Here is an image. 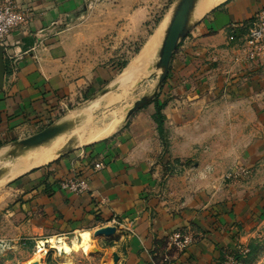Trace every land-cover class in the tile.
<instances>
[{
  "label": "crops",
  "instance_id": "1",
  "mask_svg": "<svg viewBox=\"0 0 264 264\" xmlns=\"http://www.w3.org/2000/svg\"><path fill=\"white\" fill-rule=\"evenodd\" d=\"M84 3L17 0L28 20L6 40L0 149L78 110L98 86L100 77L86 76L74 57L78 40L58 31ZM262 11L264 0H225L196 21L175 50L158 97L163 137L155 106L147 112L144 106L115 134L79 144L50 166L22 175L13 185L18 198L6 212L59 236L113 226L115 233L99 241L118 256L117 264H219L236 252L264 215V56L238 61L236 38L243 31L231 25H246ZM239 138L245 143L232 173L215 187L204 188L196 175L181 172V159L203 143L210 140L211 153L236 152ZM99 160L105 168L91 173ZM239 167L247 175H238ZM74 174L87 180L86 193L58 188L59 180ZM176 231L193 236L180 252L167 248L166 238Z\"/></svg>",
  "mask_w": 264,
  "mask_h": 264
},
{
  "label": "rangeland",
  "instance_id": "2",
  "mask_svg": "<svg viewBox=\"0 0 264 264\" xmlns=\"http://www.w3.org/2000/svg\"><path fill=\"white\" fill-rule=\"evenodd\" d=\"M174 2L175 0H85L83 7L76 14L66 18L58 26L59 32L78 40L74 57L80 67L86 68V76L96 74L100 77L98 86L92 90L91 94L86 95V100L120 78L123 83L118 90L108 94L110 98L102 102L108 96L106 95L102 101L100 100L90 116L67 134L68 142L74 138L76 147L82 143L85 145L83 137L87 138L91 131L93 132L92 128L96 129L103 122H107L110 116L122 115L137 99L153 92L157 74L152 77L151 75L143 77L142 74L127 77L123 75L127 66L135 60L149 38L159 34L167 24ZM142 79L143 82L140 81ZM162 86L156 93V99L161 95ZM156 99L145 106V108L149 107L144 112L152 109ZM77 109L75 110L77 112L72 113L74 116L83 110L81 106ZM127 121L124 116L123 121H120L107 137L115 134ZM241 140L239 138V141H235L236 152L211 153L208 150L211 145L210 140L208 143H203L198 153L191 154L190 158L181 159V165L185 167L181 172L185 170L187 176L196 175L204 188L214 186L218 178L230 174L235 158L241 154L238 150L245 143ZM93 142L96 141L86 142V144ZM56 147V149L60 148L58 145ZM65 156H60L58 152L48 164L29 171L48 167ZM3 164L6 163L3 162L0 167ZM10 165L11 170L6 176L14 171L16 161L11 162ZM172 172L179 173L176 169ZM22 175L3 184L0 183V264H25L35 256L38 244L50 237L61 239L62 250L56 253L48 244L41 243L40 246L46 250L41 264H113L110 246L103 245V241H99V237H94L92 231H90V251L85 253L78 246V233L59 236L36 231L30 223L21 220L19 214L9 215L6 212L7 205L10 202L13 204L18 198V195L13 192L16 189L13 185ZM251 233L246 243L248 245L245 242L238 245L241 249L248 251L239 254L238 249H235L236 252L231 255L238 256L242 264H264V215L258 218L255 227L251 228Z\"/></svg>",
  "mask_w": 264,
  "mask_h": 264
},
{
  "label": "water",
  "instance_id": "3",
  "mask_svg": "<svg viewBox=\"0 0 264 264\" xmlns=\"http://www.w3.org/2000/svg\"><path fill=\"white\" fill-rule=\"evenodd\" d=\"M199 0H175L169 21L165 27L163 37L160 46L157 51V62L154 66L156 71H160L156 80V85L154 90L149 95H144L137 99L133 105L128 109L125 115L127 120L134 114V112L140 110L144 106L148 105L152 100L156 99L158 89L164 83L168 72L170 63L175 50L177 49L180 42H182L195 25L197 20H193L194 10ZM4 48L0 46V89L2 88L3 78L5 75V63H4ZM155 76L154 74L151 75ZM143 82L144 80H140ZM123 83L121 79L117 82L107 85L87 100H85L81 107V110L76 116H68L58 119L41 131L33 134L27 138L15 140L8 145V151L2 156V161L6 163L0 167V180L4 178L11 170L10 163L20 154L32 150L40 145L48 144L52 142L57 137L67 134L78 127L81 122L86 120L90 116V113L96 107V105L102 100L106 95L118 90ZM75 139L69 140L68 144L60 151V156L67 155L72 152L75 148ZM116 231L113 226L102 227L93 232L94 237L103 236L108 238L112 236ZM113 264H117L118 256L116 254L112 255ZM36 264V263H34Z\"/></svg>",
  "mask_w": 264,
  "mask_h": 264
},
{
  "label": "bare ground",
  "instance_id": "4",
  "mask_svg": "<svg viewBox=\"0 0 264 264\" xmlns=\"http://www.w3.org/2000/svg\"><path fill=\"white\" fill-rule=\"evenodd\" d=\"M224 1L225 0H199L194 10L193 20H198L206 12L218 6ZM166 25L167 24L164 25L163 29L160 31L159 34H155L154 36L149 38L148 42L145 43L146 45L136 55L135 60H133L125 69V72L123 75L124 77L140 75V74H142L143 77H146L147 75H152V74L159 75L160 71H156L154 69V66L158 60L157 51L160 46ZM108 98H110V95L106 96L103 99V101L102 100L101 101L104 102L105 99H108ZM126 112L127 111L122 113V115L120 114L119 116H115V115L110 116V119L107 122H103V124H101L98 127L96 126L97 127L96 129L95 127L94 129L92 128L93 132L91 131V134H89V136L85 138L84 141L85 142L97 141V140H101L107 137L108 135H110V133L117 126V124L120 121H123V118ZM70 117H74V114L70 115ZM67 134L57 137L56 139H54L52 142L48 144H43L25 153H20L12 161V163L16 161L14 171H12V173L9 174L8 176H5L4 178H2L0 180V183L3 184L7 182L8 180L18 177L29 170H32L39 166L48 164L55 157V155H57L58 152L60 153V151L68 144ZM56 145L60 146V148L56 149L57 148ZM7 151H8V147L0 149V164L3 163L1 159H2V156ZM78 240H79L78 241L79 248H81L85 253L89 252L90 243H91V232L88 230L79 232ZM41 243L48 244L52 249L56 251V253H60V251L62 250L61 239L56 238V237H50L38 244V246L36 247L35 256L30 261H27L25 264H34V263L41 264L42 258L44 254L46 253L45 248L43 249L40 246L42 245Z\"/></svg>",
  "mask_w": 264,
  "mask_h": 264
},
{
  "label": "built area",
  "instance_id": "5",
  "mask_svg": "<svg viewBox=\"0 0 264 264\" xmlns=\"http://www.w3.org/2000/svg\"><path fill=\"white\" fill-rule=\"evenodd\" d=\"M0 46L6 51V40L8 36L20 26L26 24L28 13L19 8L17 0H0ZM232 29L243 31V34L230 37L231 40L236 38L239 47L238 61L249 63L261 59L264 56V11L257 13L246 25H231ZM26 51L25 53H27ZM16 56L8 54V59L13 60ZM105 164L102 160L94 162L91 166V173L102 171ZM236 173L240 176L247 175L246 168L239 167ZM57 186L61 190L80 195L88 191V183L85 178L74 174L65 177L57 182ZM115 222V221H113ZM167 248L176 251L185 250L193 242V236L189 232L176 231L171 233L167 238ZM239 254H244L248 250L239 246L236 247ZM167 258H164L166 261ZM221 264H242L240 259L234 255L226 254Z\"/></svg>",
  "mask_w": 264,
  "mask_h": 264
},
{
  "label": "trees",
  "instance_id": "6",
  "mask_svg": "<svg viewBox=\"0 0 264 264\" xmlns=\"http://www.w3.org/2000/svg\"><path fill=\"white\" fill-rule=\"evenodd\" d=\"M159 99H156L154 101V106H155V113H154V120L157 125V130L160 134V136L163 137V122H162V115H161V110L163 108V103H159ZM238 257V256H236Z\"/></svg>",
  "mask_w": 264,
  "mask_h": 264
},
{
  "label": "clouds",
  "instance_id": "7",
  "mask_svg": "<svg viewBox=\"0 0 264 264\" xmlns=\"http://www.w3.org/2000/svg\"><path fill=\"white\" fill-rule=\"evenodd\" d=\"M0 19H2V17H0Z\"/></svg>",
  "mask_w": 264,
  "mask_h": 264
}]
</instances>
